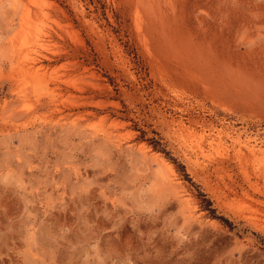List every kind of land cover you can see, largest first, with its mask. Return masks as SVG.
I'll return each instance as SVG.
<instances>
[{
	"label": "rangeland",
	"instance_id": "obj_1",
	"mask_svg": "<svg viewBox=\"0 0 264 264\" xmlns=\"http://www.w3.org/2000/svg\"><path fill=\"white\" fill-rule=\"evenodd\" d=\"M0 264H264V0H0Z\"/></svg>",
	"mask_w": 264,
	"mask_h": 264
},
{
	"label": "bare ground",
	"instance_id": "obj_2",
	"mask_svg": "<svg viewBox=\"0 0 264 264\" xmlns=\"http://www.w3.org/2000/svg\"><path fill=\"white\" fill-rule=\"evenodd\" d=\"M35 26V25H34ZM38 37V36H37ZM34 42V41H33ZM36 42V41H35ZM32 68V67H31ZM33 71V70H32ZM37 71V70H36ZM144 149V148H143ZM168 166V165H167ZM262 175V174H261ZM243 190V189H242ZM182 199V198H181ZM182 201H183V199H182ZM184 201H186V200H184ZM184 203H186V202H184ZM183 204V203H182ZM187 206H188V204H186ZM190 205V204H189ZM186 208H188V207H186ZM191 208V207H190ZM189 210V209H188ZM190 211V210H189ZM193 211V210H192ZM191 213V212H190ZM191 215V214H190ZM192 218H194V217H192Z\"/></svg>",
	"mask_w": 264,
	"mask_h": 264
}]
</instances>
